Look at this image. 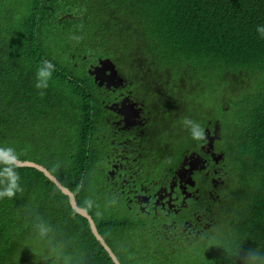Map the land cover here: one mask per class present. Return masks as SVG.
<instances>
[{
  "label": "trees",
  "instance_id": "1",
  "mask_svg": "<svg viewBox=\"0 0 264 264\" xmlns=\"http://www.w3.org/2000/svg\"><path fill=\"white\" fill-rule=\"evenodd\" d=\"M259 24L264 0H0V145L15 147L20 161L45 167L73 192L121 264H245L250 250L264 251ZM102 58L139 80L187 81L194 93L212 97L229 86L241 95L226 93L224 105L227 125L234 127L227 142L245 173L244 198L229 209L224 235L211 238L220 224L207 237L165 244L140 222L112 217L113 197L97 167L100 146L107 144L99 139L104 106L88 74L89 65ZM44 60L56 69L48 87L37 89ZM241 86L243 93L234 90ZM183 148L177 142L174 150ZM17 170L23 191L0 200V264L46 262L34 229L37 217L53 225L76 264H115L55 183L36 169ZM123 239L129 249L118 252L114 246Z\"/></svg>",
  "mask_w": 264,
  "mask_h": 264
},
{
  "label": "flooded vegetation",
  "instance_id": "2",
  "mask_svg": "<svg viewBox=\"0 0 264 264\" xmlns=\"http://www.w3.org/2000/svg\"><path fill=\"white\" fill-rule=\"evenodd\" d=\"M111 61L117 80L110 86L93 83L104 106L99 139L107 143L100 146L97 167L113 197L112 217L140 222L165 244L207 237L223 223L220 214L244 198L239 196L245 173L227 142L234 127L227 125L225 90L212 97L194 93L187 81H135L129 69L123 72ZM182 116L199 117L204 140L192 139L185 124L174 131V119ZM177 142L184 147L180 151L174 150ZM126 243L114 247L126 251Z\"/></svg>",
  "mask_w": 264,
  "mask_h": 264
},
{
  "label": "clouds",
  "instance_id": "3",
  "mask_svg": "<svg viewBox=\"0 0 264 264\" xmlns=\"http://www.w3.org/2000/svg\"><path fill=\"white\" fill-rule=\"evenodd\" d=\"M256 33L264 39V24L256 26ZM73 39L79 41L82 37L74 36ZM55 69L56 65L51 60H44L36 72L35 87L46 89ZM184 124L188 128L191 127L192 139L204 140L205 129L198 121L185 118ZM19 161L20 153L17 152L15 147L0 145V200L13 199L18 192L23 191L20 183L21 176L17 170ZM86 204L88 207H92L93 201L89 199ZM34 229L38 240L45 245L46 255L44 258L46 262L50 261V264H76L73 256L66 252L65 244L56 239L53 225L37 217ZM117 260L119 261L118 258ZM245 264H264V251L258 248L250 250L245 257Z\"/></svg>",
  "mask_w": 264,
  "mask_h": 264
},
{
  "label": "water",
  "instance_id": "4",
  "mask_svg": "<svg viewBox=\"0 0 264 264\" xmlns=\"http://www.w3.org/2000/svg\"><path fill=\"white\" fill-rule=\"evenodd\" d=\"M88 74L94 78L95 83L99 84V86H102L104 83H108V86H110L111 81L112 82L116 81L118 78L115 65L109 58L100 59L98 66L89 68ZM17 167L36 169L42 172L50 181L55 183L56 186L62 191V193L69 197L72 209L77 214L88 220L92 233L94 234L96 239L100 242V244L104 247V249L108 252V254L115 262V264H120V262L117 260L116 256L113 254L110 247L107 245L105 239L99 233L93 218L88 214V212L84 208H80L78 206L76 196L74 195L73 192H71L68 188L64 187L57 178H55L45 167L41 165H38L31 161H26V162L19 161Z\"/></svg>",
  "mask_w": 264,
  "mask_h": 264
},
{
  "label": "rangeland",
  "instance_id": "5",
  "mask_svg": "<svg viewBox=\"0 0 264 264\" xmlns=\"http://www.w3.org/2000/svg\"><path fill=\"white\" fill-rule=\"evenodd\" d=\"M132 78H134V77H132ZM135 80H139V79H136L135 78ZM234 90H241L242 91V93H243V90H245L242 86L241 87H238V88H234ZM226 93L228 94V95H230V94H232L233 93V98H239L241 95L240 94H238V93H235V92H231L230 91V87L229 86H227L226 87ZM238 94V95H237ZM217 114L218 113H214L213 115H212V117H217ZM185 118H189V119H192V120H195V121H198L199 123H200V119H199V117H195L194 116V119L193 118H191V117H188V116H182V117H179V118H176V119H174V131H176V132H181L182 131V129H183V125H184V119ZM100 196V192H98V191H93V197H99ZM250 198H251V196H246V198L244 199V202H245V204L250 200ZM233 206V205H232ZM241 207V206H240ZM231 207H229L228 208V211H224V212H222L221 214H220V217H221V222H223L221 225H220V227H219V229L216 231V233L211 237V238H216V237H218L219 235H224L225 234V232H226V223H230L231 222V219H230V214H229V209H230ZM234 210H235V208H234ZM234 212V211H233ZM112 214V213H111ZM232 219H234V218H232ZM66 252H67V250H66ZM68 253V252H67ZM44 264H50V262H44Z\"/></svg>",
  "mask_w": 264,
  "mask_h": 264
}]
</instances>
